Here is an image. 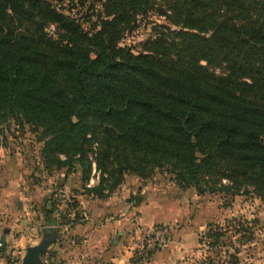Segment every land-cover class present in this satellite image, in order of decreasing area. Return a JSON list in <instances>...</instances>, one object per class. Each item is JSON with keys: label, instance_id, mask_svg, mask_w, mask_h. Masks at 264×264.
<instances>
[{"label": "trees", "instance_id": "1", "mask_svg": "<svg viewBox=\"0 0 264 264\" xmlns=\"http://www.w3.org/2000/svg\"><path fill=\"white\" fill-rule=\"evenodd\" d=\"M55 2L0 0V147L11 121L40 129L44 168L85 186L94 165L98 199L165 167L199 194L264 201V0ZM60 3L86 8L89 30ZM155 8L174 29L137 55L118 47ZM42 213L44 234L60 232L56 207ZM206 228L221 247L226 231Z\"/></svg>", "mask_w": 264, "mask_h": 264}, {"label": "rangeland", "instance_id": "2", "mask_svg": "<svg viewBox=\"0 0 264 264\" xmlns=\"http://www.w3.org/2000/svg\"><path fill=\"white\" fill-rule=\"evenodd\" d=\"M46 1L51 4L56 3L55 0ZM59 5L65 13L70 11L73 18H79V23L84 30H89L91 24H85L82 20L84 15L88 14L86 8L64 5V3ZM157 6L165 9L161 3ZM156 9L137 16L135 27L123 35L118 47L128 49L137 55L143 53L145 42L155 39L159 26L174 29ZM95 14L104 16L100 5L95 6ZM91 20L94 22L95 16ZM53 31V26L47 29L50 35ZM3 131L2 147H0L3 151L0 153V162H4V159L9 157L18 159L20 179L29 186L26 189L29 191L32 187H38L36 189L40 190L44 186L46 194L40 197L47 199L49 207L51 204L56 207L58 214L55 219L60 221V224L71 226L75 222L81 224L85 220H91L90 214L96 213L99 209L110 212L124 204V198L141 200L143 210L132 217L133 220H138L137 223L135 222L136 225L134 224L136 233L130 238L136 244L139 253L137 258L141 262L149 264H264V201L252 195L234 197L218 192L199 194L193 187H182L177 184L165 167L154 170L145 179L135 175H125L122 183L107 198L98 199L91 194H86L84 190V188L90 189L95 186L98 181L99 173L94 165H92L91 179L83 186L80 175L76 171L64 178V170L44 168L40 156L43 145L40 129L36 130L33 126L20 125L11 121L9 126L3 128ZM71 184H76L73 190L69 187ZM16 203L20 204L21 201L16 200ZM130 211L131 207L128 213ZM239 224L246 232L250 231L251 235L236 234ZM214 226L225 230L226 234L221 247L210 248L208 245L210 240L203 239L202 235L206 232V227ZM150 228L168 231V241L163 248H141L140 234L143 230ZM54 229L58 228L54 227ZM12 251L14 254L1 253L0 256L3 259L0 264H21V255L17 254L16 249ZM50 251L52 250H48L41 260L45 264H58L48 257L52 253Z\"/></svg>", "mask_w": 264, "mask_h": 264}, {"label": "crops", "instance_id": "3", "mask_svg": "<svg viewBox=\"0 0 264 264\" xmlns=\"http://www.w3.org/2000/svg\"><path fill=\"white\" fill-rule=\"evenodd\" d=\"M2 151L0 149V153ZM19 164L15 157L0 162V241L3 244L0 255L3 252L14 254L12 250L16 249L22 259L25 249L41 240L45 228L42 211L49 206L47 199L40 197L46 192L44 186L40 190L36 189L38 187L27 190L29 186L20 179ZM75 186L69 185L72 190ZM16 200L21 203L17 204ZM123 200L124 204L110 212L99 209L90 214L91 220L81 224L70 226L58 221V240L48 249L55 254L52 259L58 264H149L138 260L136 244L130 239L136 233L138 220L132 217L141 213L142 204L136 206L126 202V198ZM113 212L117 214H111ZM54 217L57 218V214ZM2 259L0 256V263Z\"/></svg>", "mask_w": 264, "mask_h": 264}, {"label": "water", "instance_id": "4", "mask_svg": "<svg viewBox=\"0 0 264 264\" xmlns=\"http://www.w3.org/2000/svg\"><path fill=\"white\" fill-rule=\"evenodd\" d=\"M126 202H129L135 205V200L127 199ZM58 239V235L55 231L44 234L42 239L34 246L27 247L25 249L24 255L21 259V264H45L41 258L46 254L49 247L55 243ZM53 264V263H50Z\"/></svg>", "mask_w": 264, "mask_h": 264}, {"label": "built area", "instance_id": "5", "mask_svg": "<svg viewBox=\"0 0 264 264\" xmlns=\"http://www.w3.org/2000/svg\"><path fill=\"white\" fill-rule=\"evenodd\" d=\"M54 228V227H52ZM140 234V233H139ZM141 238V248H163L168 241V231L165 229H153L143 230ZM3 248V244L0 241V250Z\"/></svg>", "mask_w": 264, "mask_h": 264}]
</instances>
